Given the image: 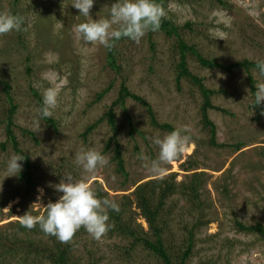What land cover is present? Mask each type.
Listing matches in <instances>:
<instances>
[{
  "label": "rangeland",
  "instance_id": "1",
  "mask_svg": "<svg viewBox=\"0 0 264 264\" xmlns=\"http://www.w3.org/2000/svg\"><path fill=\"white\" fill-rule=\"evenodd\" d=\"M221 1L168 0L164 8L167 18L182 28L184 40L195 45L204 57L223 64L264 60V0ZM116 2L94 0L90 16L84 17L72 5L73 0H0V12L16 11L26 21L20 31L0 36V80H8L12 85L18 105L14 131L20 148L34 166L35 185L27 197V184L21 178L24 159L19 161L21 171L7 176L8 161L21 155L9 142L6 150L0 147V233L13 234L20 216L27 212L43 215L49 201L56 202L62 195L54 185L66 176L74 181L85 180L93 190L101 187L117 204L130 203L126 216L148 230L136 206V185L155 179L168 180L171 176L178 183L187 182L193 173H200L204 181L200 190L202 220L208 223L196 231L195 246L187 264H264V240L236 227V221L264 225V110L255 108L249 81L251 74L256 87L264 83L263 75L255 68L250 73L244 68L232 72L206 68L188 54L190 71L206 87L218 91L212 102L225 110H209V117L217 127L218 145L214 146L202 121L204 99L198 85L191 78L177 83L180 49L174 37L156 33L150 38L147 32L138 43L128 38L117 41L114 49L118 69H115L110 65L108 48L87 43L74 31L82 22L110 18L111 6ZM215 32L223 33L225 39H214L210 33ZM45 77H52L61 85L57 107L50 117L56 126L42 117L33 92L37 91L43 99V92L49 87ZM122 83L151 104L158 122L189 129L185 133L190 136L189 148L165 166L162 176L153 175L145 163L150 164L158 157L159 149L150 138H162L170 132L151 123L142 103L128 98L124 105L127 111L120 105L114 109L127 177L117 170L113 148L105 149L112 135L107 119L85 135L87 128L104 117L118 98ZM109 87L99 99L98 95ZM9 106L4 85L0 83V144L7 140ZM132 125L136 131L131 129ZM89 149L108 159V164L98 166L95 173H86L75 162L77 153ZM141 152L145 160L139 158ZM16 191L18 195L12 198ZM189 208L190 204L179 195L170 198L166 205L167 216L171 218H166L170 225L165 229L164 241L174 264L185 250L188 230L197 221V213ZM76 237L73 251L76 264H165L143 246L126 254L130 240L116 235L106 234L99 241L88 232ZM21 263L13 259L0 261V264Z\"/></svg>",
  "mask_w": 264,
  "mask_h": 264
},
{
  "label": "trees",
  "instance_id": "2",
  "mask_svg": "<svg viewBox=\"0 0 264 264\" xmlns=\"http://www.w3.org/2000/svg\"><path fill=\"white\" fill-rule=\"evenodd\" d=\"M223 3L221 0H219ZM158 2L166 7L168 0H158ZM165 5V6H164ZM18 15L16 11L13 13ZM188 27L189 24H187ZM182 28L176 25L171 19L165 18L162 20L161 28L158 31H149V36L152 38L153 34H164L169 38L174 37L177 40L178 47L180 49V61L178 63L177 69V83L184 78H191L192 81L198 85L199 90L203 97V104L201 107L202 112V121L206 128L210 131V143L214 146L218 145L216 141L217 127L216 124L209 117L210 109H219L212 102V96L218 91L208 88L203 83L202 79L195 74H193L188 66V54L196 57V59L206 68H220L228 72H232L237 68H244L250 73L252 68L258 70L256 62L248 59L242 61L223 64L217 59H209L204 57V55L198 50L195 45L188 44L181 33ZM127 38H121L117 41L124 40ZM129 39V38H128ZM115 41V43L117 42ZM153 43V42H152ZM154 45V43H153ZM110 65L118 69L117 59L115 56V49H109L108 53ZM259 71V70H258ZM261 74V73H260ZM264 77V75H263ZM249 81L251 82L252 92L255 96V80L251 74H249ZM0 83L4 85V91L7 96V100L10 103V106L7 110L6 117V137L7 140L0 144V147L3 150L7 149L8 142L12 145L14 151L20 154L24 158V170L21 172V178L27 184V194L28 197L31 193V189L35 187L34 178H33V164L30 161V158L25 152L20 148V143L17 139V136L14 131L15 121L14 117L16 115L18 105L14 101V96L12 94V85L8 80H0ZM110 90V87L100 93L98 98H102L107 91ZM34 95L37 99V102L43 107V99L40 94L33 90ZM128 98L134 99L142 103L148 110L151 123L158 128L168 130L169 132L175 130L176 128L170 123H160L156 119L155 112L151 104L142 96L132 93L128 86L125 83L121 84L118 98L112 103L109 110L105 113L104 117L98 119L96 122L91 124L87 130L86 134L90 133L97 125H99L104 118L107 119L111 130L112 135L107 141L105 147L106 150L113 148L114 156L113 159L116 161L117 170L125 177L128 176L125 167V161L123 158L122 147L118 139L120 129L117 124L116 115L114 112L115 107L120 105L125 108V103ZM255 106V102H254ZM255 108H261L264 110V105H256ZM127 111V110H126ZM130 122L132 120L127 113ZM43 117V116H42ZM46 122L52 126H56V122L53 118L43 117ZM131 129L136 131V128L132 125ZM30 135H34L33 132H29ZM202 174L193 173L189 181H182L180 183L175 181V176H171L168 180H150L147 182L140 183L136 185L134 190V195L136 199V206L140 210V215L148 224V230H145L142 224H136L135 219L129 216H126L128 209L131 208L130 203H123L119 205V211L108 210L109 215V231L107 232L110 236H119L125 239H129L130 243L127 248H125V253L130 254L138 246H143L151 251H153L165 264H174L171 255L169 254L167 248L165 247L164 234L165 229L168 227L169 221L166 220L171 218L167 216L166 205L170 198L175 195H179L182 199L186 200L190 204L191 212L197 213L196 224L188 230L189 238L185 250L182 252L179 257L180 260L176 264H187L188 259L192 256L193 249L195 246V236L196 231L200 230L207 221H203V203L201 201V187L204 183ZM97 193L98 198L104 199L108 198L107 192L102 190L101 187L97 186L94 190ZM17 194L15 192L12 194L14 198ZM7 202V199L6 201ZM46 214V210L44 212ZM43 214V215H44ZM236 227L240 232H245L249 234H258L264 240V225L257 223L255 225H246L241 221H236ZM82 232H87L83 227L77 231L73 240L69 243H61L55 236L45 234L37 225L32 229L23 227L19 222L14 226L13 234H2L0 233V261L4 259H13L17 262H22L21 264H28L29 262L37 264H76L73 260V251L75 249V240L76 236L80 235ZM2 234V235H1ZM91 264H97V262H92Z\"/></svg>",
  "mask_w": 264,
  "mask_h": 264
},
{
  "label": "clouds",
  "instance_id": "3",
  "mask_svg": "<svg viewBox=\"0 0 264 264\" xmlns=\"http://www.w3.org/2000/svg\"><path fill=\"white\" fill-rule=\"evenodd\" d=\"M72 5L84 17L90 16L94 0H73ZM169 5V10H171ZM167 11L158 0H117L110 9V18L99 19L92 22L78 24L74 31L90 44H99L112 49L115 41L129 38L139 42L149 31H158L162 20L167 18ZM23 16L0 12V36L20 31L25 24ZM227 24V22L225 21ZM26 30V29H25ZM214 39H225L221 32L210 33ZM259 72L264 75V60L256 62ZM49 82L43 92V107L40 109L43 117H51L57 107L61 85L52 77H45ZM264 103V83L256 84L255 106ZM188 127L177 128L162 138H150L159 149L157 159L150 164L145 163L155 176H162L165 166L171 165L179 159L190 146V136L185 135ZM139 158L145 160L141 152ZM24 158L14 155L8 161L7 176L17 175L22 165L19 161ZM75 162L86 173H95L98 166L108 164V159L95 149H89L76 154ZM55 190L62 195L56 202L49 201L46 205V214L33 216L29 212L20 216L19 223L28 229L39 225L47 235L55 236L61 243H69L82 227L95 240L99 241L109 231L108 210L119 211V205L112 199H100L91 185L85 180L74 181L66 176L59 184L54 185ZM42 191V190H41Z\"/></svg>",
  "mask_w": 264,
  "mask_h": 264
}]
</instances>
